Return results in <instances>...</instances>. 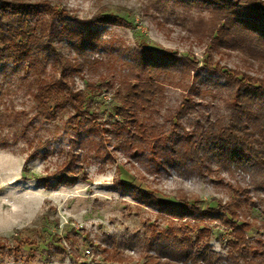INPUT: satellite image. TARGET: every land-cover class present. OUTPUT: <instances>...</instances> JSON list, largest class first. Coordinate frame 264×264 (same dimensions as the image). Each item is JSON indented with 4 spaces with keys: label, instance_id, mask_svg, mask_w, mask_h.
<instances>
[{
    "label": "rangeland",
    "instance_id": "rangeland-1",
    "mask_svg": "<svg viewBox=\"0 0 264 264\" xmlns=\"http://www.w3.org/2000/svg\"><path fill=\"white\" fill-rule=\"evenodd\" d=\"M48 11L68 26L53 37L61 54L42 45L18 63L0 57V264H193L186 250L194 264H264V177L160 158L172 141L235 117L226 75L264 84V43L211 48L227 19L190 0H0V32H38ZM72 35L99 60L65 74L63 89L82 91L89 111L44 116L31 93L60 77ZM149 76L155 92L129 108L142 129L128 130L117 108ZM162 201L196 212L176 218Z\"/></svg>",
    "mask_w": 264,
    "mask_h": 264
},
{
    "label": "trees",
    "instance_id": "trees-1",
    "mask_svg": "<svg viewBox=\"0 0 264 264\" xmlns=\"http://www.w3.org/2000/svg\"><path fill=\"white\" fill-rule=\"evenodd\" d=\"M190 1L211 5L220 12L218 14L220 18L225 17L227 19L226 22L223 20L224 23L222 22L220 28L215 31V36L211 38V48L219 43L225 47L250 52L253 43H264V0ZM48 14L51 16V20H39L38 32L35 30L33 33H25L21 23L18 24L17 28L19 29L15 32H0V57L6 56L18 63L24 59V56L29 57L35 54V49L42 45L44 46H42L43 50L48 55L55 57L57 54H61L59 48L52 47L53 37L55 34L67 33L68 26L57 23L59 20H64V16L53 11H48ZM225 33H231L230 39L225 36ZM82 34L84 31L79 32V35ZM71 38L74 41L70 45V52L68 51L66 55L62 54L63 59L58 57L59 61L64 64H60L59 67L60 77L37 86L31 93L32 101L40 109V114L44 116L46 114L54 116L53 114H56L63 105H69L72 111H89L90 102L82 91L63 89L66 81L65 74L67 70H78L77 72L83 76V71H86L85 65L95 64L99 60L88 58L82 51L85 47L83 41L78 40L74 35ZM73 54L75 55L73 56ZM160 57L149 54L144 56V60L156 62ZM143 63L146 64L147 62ZM98 77L100 78V75ZM226 78L234 88L230 104L235 110V117L227 123L218 121L210 124L196 137L186 134L183 138L172 141L167 148L161 149L160 158L162 162L165 161L167 164L177 165L178 162L179 166H184L189 163L193 167L197 166L207 171H213L214 167L224 170L249 169L250 173L248 174L252 178L264 177V84L258 79L235 71L227 74ZM153 79L155 80L149 76V81L140 79L139 83L131 85L129 90L132 92L128 91L126 95L131 99V103L124 102L123 107L119 105L117 108V115L123 119L121 123L128 130H132L131 128L135 130L136 126V130L142 129L141 122L134 116L133 112H129V108L133 107V103L136 105L138 100H144L143 96H146L148 92L149 94L155 92L150 88V84H152L150 82ZM101 82L103 81L100 78V84ZM51 100L55 101L54 104H49ZM186 104H183V109L186 108ZM218 205L219 208H222L220 203ZM159 206L164 210H169L170 213L167 214L176 218L192 217V214L187 215L186 212L190 210L196 212V209L191 206H183L180 203L170 201H162ZM224 209L229 217H236L235 212L229 206L224 207ZM202 228L205 227L199 228V231ZM232 232L234 242L239 239L243 240L241 226L233 227ZM241 248H245L243 242ZM183 254L190 258L192 263L193 261L195 263L193 252L186 250L183 251Z\"/></svg>",
    "mask_w": 264,
    "mask_h": 264
}]
</instances>
